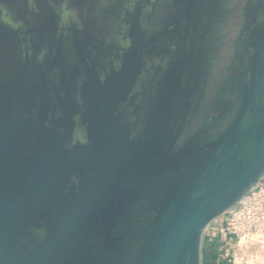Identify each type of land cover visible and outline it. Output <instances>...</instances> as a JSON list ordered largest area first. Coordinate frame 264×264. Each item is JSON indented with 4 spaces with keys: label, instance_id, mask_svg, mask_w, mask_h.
<instances>
[{
    "label": "water",
    "instance_id": "water-1",
    "mask_svg": "<svg viewBox=\"0 0 264 264\" xmlns=\"http://www.w3.org/2000/svg\"><path fill=\"white\" fill-rule=\"evenodd\" d=\"M28 1L0 0V264H202L208 225L264 176V33L216 88L207 67L162 103L86 83L81 102L67 84L53 100V77L26 65L37 33L56 26L67 69L71 31L98 11Z\"/></svg>",
    "mask_w": 264,
    "mask_h": 264
},
{
    "label": "flooded vegetation",
    "instance_id": "flooded-vegetation-1",
    "mask_svg": "<svg viewBox=\"0 0 264 264\" xmlns=\"http://www.w3.org/2000/svg\"><path fill=\"white\" fill-rule=\"evenodd\" d=\"M168 1L174 8L167 9L166 0H90L100 11L96 25L87 32L80 26L69 36L72 60L79 63L67 69L61 64L63 38H57L52 24L44 36L36 32L39 45L33 49L42 54L26 65L41 71L42 77H53L48 89L53 100L65 94L67 84L81 102L86 90L79 95L75 91L86 83L96 96L100 90L108 94L115 85L122 98L140 106L153 97L161 103L170 101L172 89L180 91L207 67L212 70L206 77L212 88L219 86L229 69L235 75L243 71L254 50L251 41L264 33V0ZM172 22L179 25L173 29ZM155 23L168 27L154 29ZM41 84L35 85L28 98L45 94Z\"/></svg>",
    "mask_w": 264,
    "mask_h": 264
},
{
    "label": "built area",
    "instance_id": "built-area-1",
    "mask_svg": "<svg viewBox=\"0 0 264 264\" xmlns=\"http://www.w3.org/2000/svg\"><path fill=\"white\" fill-rule=\"evenodd\" d=\"M203 244L216 252L218 264H264V176L208 225Z\"/></svg>",
    "mask_w": 264,
    "mask_h": 264
},
{
    "label": "crops",
    "instance_id": "crops-1",
    "mask_svg": "<svg viewBox=\"0 0 264 264\" xmlns=\"http://www.w3.org/2000/svg\"><path fill=\"white\" fill-rule=\"evenodd\" d=\"M216 252L208 244H203L202 248V264H218L216 260Z\"/></svg>",
    "mask_w": 264,
    "mask_h": 264
},
{
    "label": "rangeland",
    "instance_id": "rangeland-1",
    "mask_svg": "<svg viewBox=\"0 0 264 264\" xmlns=\"http://www.w3.org/2000/svg\"><path fill=\"white\" fill-rule=\"evenodd\" d=\"M174 1V0H173ZM166 7H167V9H171V8H174V6L175 5H173L174 3L172 2V4L170 3V1H168L167 2V0H166ZM173 5V6H172ZM172 6V7H171ZM99 13H100V11H98V15H99ZM97 17V16H96ZM99 19V16H98V18L97 19H95V20H91L90 22H89V24L90 25H92L93 27L96 25V22H97V20ZM161 23V22H160ZM160 24L159 23H155V25H153V28L154 29H158V26H159ZM177 25H179V23H172V28L173 29H175L176 27H177ZM92 28V27H91ZM178 30H179V28H178ZM228 99H230V97H228ZM236 98H233V100H235ZM208 119L210 120V118L208 117ZM209 129L210 128H208L207 130H203V135H208V132L210 133L211 131H209Z\"/></svg>",
    "mask_w": 264,
    "mask_h": 264
}]
</instances>
